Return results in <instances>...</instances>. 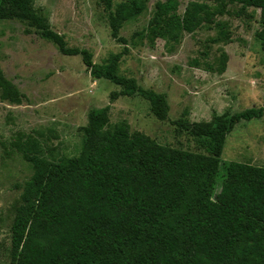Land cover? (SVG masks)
I'll return each instance as SVG.
<instances>
[{
  "label": "trees",
  "instance_id": "1",
  "mask_svg": "<svg viewBox=\"0 0 264 264\" xmlns=\"http://www.w3.org/2000/svg\"><path fill=\"white\" fill-rule=\"evenodd\" d=\"M226 1L259 10L262 29L257 37L264 49V0ZM99 2L112 39L123 46L99 74L121 88L111 100L137 95L148 101L157 120H167L162 95L119 73L128 54L119 30L142 15L146 4L129 0L113 7L112 0ZM177 8L175 0L157 2L148 27L149 40H165L168 53L184 33L194 31L206 5L193 2L181 15ZM0 19L26 24L62 55L80 56L92 68L91 54L68 48L34 11L33 0H0ZM192 65L212 72L198 60ZM0 97L20 102L1 70ZM109 110L106 106L88 113L77 156L53 162L38 156L31 140L16 146L33 175L24 184L10 227V264H264V167L220 160L226 136L241 121L259 119L263 109L214 115L211 122H176L206 154L131 136L126 121L109 122Z\"/></svg>",
  "mask_w": 264,
  "mask_h": 264
},
{
  "label": "rangeland",
  "instance_id": "2",
  "mask_svg": "<svg viewBox=\"0 0 264 264\" xmlns=\"http://www.w3.org/2000/svg\"><path fill=\"white\" fill-rule=\"evenodd\" d=\"M123 1L129 0H112L113 7ZM142 1L146 4L143 14L119 30L128 42L119 73L165 98V121L157 120L148 101L137 95L111 100L121 88L99 74L123 46L112 39L99 0H33L34 11L63 37L68 48L91 54L92 68L80 56L62 55L26 24L0 19V70L20 99L16 104L0 97V264H10V227L24 184L33 175L31 164L16 146L31 140L37 155L53 162L77 156L81 130L93 109L109 106V122L126 121L131 136L206 154L176 122H211L214 115L261 108L259 119L241 121L226 136L220 160L264 167V49L257 37L262 29L259 10L226 0H175L180 15L193 2L205 4L206 10L194 31L184 33L180 45L168 53L165 40L150 41L147 35L155 4L167 0ZM194 60L209 64L212 72L194 67ZM222 176L220 170L216 192Z\"/></svg>",
  "mask_w": 264,
  "mask_h": 264
}]
</instances>
